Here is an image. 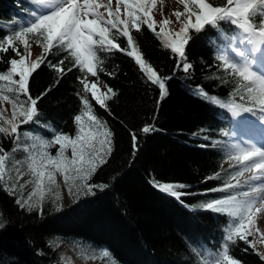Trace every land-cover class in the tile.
Segmentation results:
<instances>
[{
    "label": "trees",
    "instance_id": "16d2710c",
    "mask_svg": "<svg viewBox=\"0 0 264 264\" xmlns=\"http://www.w3.org/2000/svg\"><path fill=\"white\" fill-rule=\"evenodd\" d=\"M214 2L219 6L223 0ZM19 6L25 4L0 0V38L9 34L10 26H17ZM212 27L190 30L184 57L191 65L188 72L182 70V62L171 49L164 47L162 38L147 27L132 31L144 58L161 77H172L166 81L162 98L158 85L147 80L133 57L116 50L97 53L103 69L98 72V84L105 91L112 88L116 95L105 100L110 111L92 100L94 114L112 132V152L89 183L108 187L93 189L95 194H70L67 203L58 195L30 201L33 207L29 210L16 202L19 196L26 199L22 189L10 194L0 185V215L6 222L0 229V264H73L65 244L77 257H97L102 263L211 264L210 258L222 248L229 216L201 205L223 197L226 190H205L223 188L234 166H227L222 155L225 130L217 110L223 107L210 97L238 99L235 89L240 81L217 58ZM117 42L126 47L124 37ZM13 55L11 50L0 53V72L7 69ZM41 57L44 63L33 73L29 90L33 98L50 91L38 101V122L20 130V144L24 145L33 142L24 133L45 137L56 129L74 135V116L82 110L78 93L83 94L80 80L85 73L73 67L74 58L59 46L49 53L41 51L31 61ZM61 59L63 73L49 66ZM68 68L72 71H66ZM87 78L97 80L90 73ZM87 95L91 99V94ZM146 125L155 130L144 134L141 129ZM130 132L138 136L135 152ZM0 145L6 150L13 147L3 136ZM14 155L20 159L28 153L20 150ZM156 182L182 183L189 187L178 191L189 194L177 199L155 187ZM248 239L253 240L251 236ZM229 243L230 254L241 264H264V249L259 250L253 242L254 246L242 240ZM103 250L109 255L104 256Z\"/></svg>",
    "mask_w": 264,
    "mask_h": 264
},
{
    "label": "snow or ice",
    "instance_id": "6c2138e0",
    "mask_svg": "<svg viewBox=\"0 0 264 264\" xmlns=\"http://www.w3.org/2000/svg\"><path fill=\"white\" fill-rule=\"evenodd\" d=\"M117 7L112 8V0L107 4L99 0H31L33 8L30 16L18 22L15 28L11 26L6 36L0 38V53L11 50L14 55L7 61L8 67L0 72V102L11 104L12 116L8 118L0 111V119L7 126L0 124V136L9 139L13 143L11 150H6L0 145V185L10 194H16L17 188L23 189L19 184L23 179L24 172L21 170L26 164L28 171L32 174L36 189L24 199L17 198V204L33 207L30 203L31 196L40 192L41 201L44 198L45 181L48 185H56L55 172L63 175L68 191L73 193L75 187L77 192L84 194H95L93 189L103 191L108 187L106 184L89 183L98 167L107 163V158L112 152V132L107 123L94 114L92 100L97 105L110 111L105 103L106 98L111 99L116 95L112 88L102 93L98 88V72L103 69L99 67L101 60L98 52H110L112 50L124 52L133 57L137 65L144 72L147 80L158 85L161 98L166 92V81L172 77H161L158 71L144 58L135 44L132 31H141V26L147 27L155 35L162 38L165 48H170L176 55L178 61L183 64L182 70L188 72L191 65L184 59L185 48L190 40L189 32L202 31L206 26H217L221 21H227L238 30L228 37L223 30L220 35L226 41V49H231L236 58L229 57L226 49H221L219 59L223 62L225 70L240 78L238 87L235 89L240 101H223L216 97H210L216 104L229 110L233 116H241L249 113L264 122V73L254 70L258 63V56L264 55V0H223L222 5H217L214 0H179L185 6L187 21L183 27L176 32L167 28L171 21L165 18L157 24L154 20L152 10L156 0H116ZM121 6L126 11V19L121 18ZM103 8L104 12L99 11ZM185 13L175 12L177 21ZM195 17L193 21L192 17ZM259 17L258 22L255 20ZM120 37L126 39V47H121L117 42ZM30 40L43 45L45 53H49L54 47L64 48L74 58L73 67L85 73L80 80L83 85V94L78 93L82 102V110L74 116L77 126L74 135L52 129L51 140H41L40 150L36 144L21 145V128L33 122H38V101L47 94L46 90L40 96L33 98L29 84L33 73L44 63V57L39 60L29 61ZM21 46L23 51H21ZM239 46H244L243 50ZM64 60L57 61L55 65L49 66L63 73L65 69L60 67ZM181 64L177 63V70ZM66 71H72L68 68ZM97 77L95 82H90L87 74ZM91 94V99L87 95ZM242 93V94H241ZM111 94V95H109ZM207 95V93H202ZM24 97V99H21ZM155 129L153 126H145L141 129L144 134H149ZM30 133H24L29 136ZM133 141V151L138 150L139 140L135 132H130ZM228 136V132H224ZM58 145L56 155L46 151L49 146ZM23 150L28 153L26 157L17 159L15 153ZM70 150V155L66 153ZM228 156L240 165V170L234 174V179L243 176L245 172L252 175L244 183L248 186L246 191L236 192L225 198L214 199L201 207L217 213H224L231 217L225 229L221 250L212 259L211 264H241L230 254V243L235 244L242 240L252 245L248 239L252 235V226L257 213L264 212V143L258 141H237L230 145ZM219 178L218 174L217 177ZM210 179V178H206ZM258 182V183H256ZM159 190L179 199L187 192L179 190L186 186L178 182H156L154 184ZM241 187L239 180L236 184L226 183L223 188L207 189L206 193L214 191H225ZM47 191H52L48 187ZM38 206V205H36ZM6 226V222L0 215V229ZM192 246L190 245V248ZM195 252V249H192ZM104 256L109 252L103 250ZM264 259V254H261Z\"/></svg>",
    "mask_w": 264,
    "mask_h": 264
},
{
    "label": "rangeland",
    "instance_id": "374dc122",
    "mask_svg": "<svg viewBox=\"0 0 264 264\" xmlns=\"http://www.w3.org/2000/svg\"><path fill=\"white\" fill-rule=\"evenodd\" d=\"M100 3L107 4L108 0H99ZM112 8L113 10L117 7L116 0H112ZM99 11L104 12L105 15L107 13L103 8L99 9ZM175 12H181L185 13V6L184 4L180 3L179 0H156L155 7L152 10V14L154 17V20L159 24L162 22L165 18L169 19L171 23L167 26V28L171 31L177 30L179 31L183 27V23L187 21V13H185L183 16H181L180 20L177 21ZM121 17H126V11L121 6ZM193 21H195V17H192ZM30 52L32 53L31 56L28 57L29 61H31L33 58L37 57L41 51H43L42 45L31 43L30 42ZM229 57L233 58L232 54H227ZM98 88L102 93L106 92L100 84H98ZM0 111H3L5 116L8 118H11L12 116V109L11 104H7L5 102H0ZM5 123L3 119H0V124ZM35 137V136H34ZM46 140L41 137H36V140H33V144H36V149H30L32 151H39L40 150V141ZM22 143V142H21ZM21 145H24L23 143ZM49 146L46 151H49L52 155H56L58 145L54 146L52 149ZM66 155H70V150L66 153ZM26 165V164H25ZM24 172L23 179L19 181V184L24 185L23 192L26 195V199L33 193V191L36 189V184L34 181V178L32 174L28 171L27 165L23 166L21 169ZM252 174L249 173L246 178H249ZM55 178H56V185H48L47 181H45V191H44V198L50 197V196H61L63 203H67L70 201V193L68 191V185L65 184L63 180V175L60 172H55ZM258 183V182H256ZM52 188V191H47V188ZM83 190H80L77 192L76 188H73L72 194H78L82 192ZM40 199V192H36L35 195L31 196V201L33 202H39ZM252 242L255 244V247H257L259 250L264 249V212L257 213L254 218V224L252 226ZM65 250L69 253V257L73 260V264H110V263H102L99 258L96 257H89L87 260H82L73 254L69 248L65 247ZM70 261V260H69ZM212 261V259H210Z\"/></svg>",
    "mask_w": 264,
    "mask_h": 264
},
{
    "label": "bare ground",
    "instance_id": "6f19581e",
    "mask_svg": "<svg viewBox=\"0 0 264 264\" xmlns=\"http://www.w3.org/2000/svg\"><path fill=\"white\" fill-rule=\"evenodd\" d=\"M65 245H66V247H67V248H69V249H70V247H69V245H68V244H65Z\"/></svg>",
    "mask_w": 264,
    "mask_h": 264
}]
</instances>
